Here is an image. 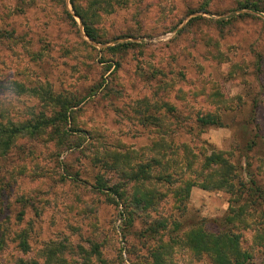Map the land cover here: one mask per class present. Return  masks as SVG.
<instances>
[{"label":"rangeland","instance_id":"rangeland-1","mask_svg":"<svg viewBox=\"0 0 264 264\" xmlns=\"http://www.w3.org/2000/svg\"><path fill=\"white\" fill-rule=\"evenodd\" d=\"M77 3L98 40L72 0H0V121L49 116L60 108L49 96L79 101L67 136L23 133L0 154V264H212L179 239L193 228L227 230L232 208L245 212L236 220L248 225L241 230L248 264H264V246L253 239L264 203L247 200L239 182L235 189L199 182L189 196L174 195L210 172L200 164L212 151L236 163L240 180L253 173L264 187L263 141L248 144L255 102L264 136V11L239 7L264 8V0ZM207 113L224 124L199 125ZM155 158L169 164L153 175L173 180H152L163 193L157 205L99 189L101 177L126 192L121 171Z\"/></svg>","mask_w":264,"mask_h":264},{"label":"trees","instance_id":"trees-1","mask_svg":"<svg viewBox=\"0 0 264 264\" xmlns=\"http://www.w3.org/2000/svg\"><path fill=\"white\" fill-rule=\"evenodd\" d=\"M72 4L75 13L81 17L84 23L86 34L91 39L98 40L95 29L90 26L86 14L83 13V10L80 9L77 0H72ZM239 7L249 8L255 11H264V8L259 7V5L257 4H242ZM125 45L126 44L120 43L116 46H113L112 49L116 50L119 49L118 47H125ZM49 98L53 100H58V103L60 104V108L57 110L52 105L54 109L52 110V114H49V116L41 114L35 116L33 120H28L26 122L18 124L11 122L5 124L0 121V154L8 152L12 147L15 138L23 133L36 134L39 133L41 130L45 131L48 128L49 130L47 132L58 141L59 139L56 137L57 135L64 134V136H67L65 133H68V127H65V124H70L71 121L74 119V115L71 114V111L72 108L76 107L79 104V101H72V99L70 98L61 99L60 97H58V99L57 97L53 96H49ZM256 107L257 103L255 102L252 109L253 117L251 120L256 131L252 140L248 142V144H250L251 150L254 148L255 145L257 146L260 141H263L264 144V136L261 135V131L259 129L260 126L255 117L257 113ZM197 122L199 125L201 124L203 126H222L224 124V120L220 115L212 113L201 115L197 119ZM63 124L64 126L62 128ZM241 124L242 122L239 123V125ZM243 125L246 127L250 126V124L246 122L243 123ZM152 145V151L157 152L156 146L158 145V142L155 141ZM183 147H185V145ZM177 148L178 147L173 148L172 152L170 151V153H177L175 152ZM186 148L190 153H192L193 155L195 154L193 152V147L186 146ZM247 152L244 153L248 155ZM210 153L211 154L209 155L206 154L205 158L201 161L200 164V168L204 167L205 169L210 170V172L205 173L203 175L202 180L200 181L195 180L197 175L195 177L192 176L191 179L183 182V184L179 188H174V195L176 196L177 200L180 196L182 197L183 194L189 196L193 186L197 185V183L199 182H201V187L204 189H235V181H237L243 187L246 193L245 195L247 200H251L254 202L259 201L260 203H264V187L259 184L257 178L253 173L248 174L247 179L241 178L240 180V176L237 172L238 166L236 165V163L230 162L227 157H225L218 151H212ZM142 156L143 155H141V157ZM155 159L146 163H140L136 165V170H132L131 172H128L126 170L121 171L123 178L126 179V177H128V179L123 182V184H125V190L123 191L126 192H120L119 187H121L122 184H114L110 186L107 184V181L101 177L97 179L99 189L107 190L117 198L119 197L120 199H124L122 200L123 202H126L125 199L129 198L128 200L133 201L137 204L141 203L142 207H147L151 204L157 205L159 203L158 195L161 196L163 195V193L159 192L158 190H154L150 187L154 183V181L152 182V180L156 179L159 183L169 185L173 184V180L172 174H170L169 172L164 174H156V176L155 174L153 175L156 165H162L167 168V164H169V160L164 162L162 161V159ZM186 159L190 160L189 158ZM171 162L172 163L170 164L172 165L174 164L175 160ZM113 163V167L119 169L118 164L116 162ZM248 163V161H245L246 165ZM131 169H133V166H131ZM195 171V168L191 169V172ZM238 209L235 210L234 208H232L229 210L228 214L232 212V215L226 218V220H228L229 226L227 230L223 232H210L204 230L203 228H193L192 230L186 233L185 240H179L182 241L183 244L189 246V248L192 249L194 252L200 254L202 253L203 255L209 257L212 264H248L253 258V254L248 248L243 246V234L241 232V230L247 227L248 225L245 222L243 226H240V222L236 220L240 217L242 218H240L241 220L246 219V217L244 216L245 212L243 213L241 208ZM254 238L259 240L258 244L264 246V224H258V226L255 228L253 233V239ZM23 247H25V249L28 248L26 243H24ZM154 255L156 256L157 261L161 259L158 254L155 253ZM156 260L154 261L157 262ZM18 264L42 263L37 260H27L21 258Z\"/></svg>","mask_w":264,"mask_h":264}]
</instances>
